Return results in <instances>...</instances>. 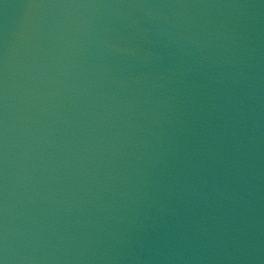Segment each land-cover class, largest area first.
Listing matches in <instances>:
<instances>
[{
    "label": "water",
    "instance_id": "obj_1",
    "mask_svg": "<svg viewBox=\"0 0 264 264\" xmlns=\"http://www.w3.org/2000/svg\"><path fill=\"white\" fill-rule=\"evenodd\" d=\"M0 264H264V0H0Z\"/></svg>",
    "mask_w": 264,
    "mask_h": 264
}]
</instances>
